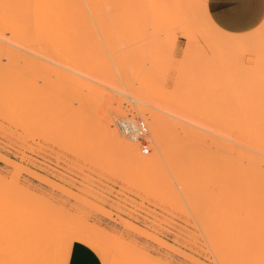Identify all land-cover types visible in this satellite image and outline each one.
I'll use <instances>...</instances> for the list:
<instances>
[{
    "label": "rangeland",
    "instance_id": "1",
    "mask_svg": "<svg viewBox=\"0 0 264 264\" xmlns=\"http://www.w3.org/2000/svg\"><path fill=\"white\" fill-rule=\"evenodd\" d=\"M149 1L0 0V217L40 206L60 236L100 242L61 237L53 264H66L74 241L104 252L102 264H257L264 97L252 88L264 79V20L221 33L261 40L221 58L203 39L213 30L188 10L196 0ZM128 111L147 125L144 155L114 125ZM15 245L7 264H25Z\"/></svg>",
    "mask_w": 264,
    "mask_h": 264
},
{
    "label": "bare ground",
    "instance_id": "2",
    "mask_svg": "<svg viewBox=\"0 0 264 264\" xmlns=\"http://www.w3.org/2000/svg\"><path fill=\"white\" fill-rule=\"evenodd\" d=\"M122 1H124V0H122ZM134 1H136V0H134ZM150 1H152V0H150ZM150 1L148 2L150 5H152L151 7H153V4H151L150 3ZM179 1V0H178ZM129 3L130 1H126L125 3ZM181 2V1H180ZM179 2V3H180ZM205 0H196V3H195V5H194V7H192V9H190V8H188V10H193L192 12H193V14L195 15V16H197V17H199V18H202V19H204V21L207 23V25H208V27H209V29L210 30H213V32H214V36L212 35L211 37H207L206 35H205V37H203V35H202V37H203V39H204V41H206V42H210L212 45H214L216 48L215 49H218V50H222V52H220L219 53V57H221V58H223V57H226V55L228 56V53H229V55H230V52L231 51H233L234 50V52L236 51V50H238V51H240L241 49V51H243V50H245V49H248L247 48V46L245 45L246 43H248V42H250L251 44H253L256 40H258V37H257V33H255V34H252L251 36H249L248 38H246V39H244V40H240L239 38H237V40L236 39H234V38H229L230 36L228 35V36H226V37H228V38H226V37H224L221 33H223V32H221L213 23H212V21L210 20V18L208 17V15H207V12H206V6H205ZM127 3V4H128ZM134 3V2H133ZM133 3H130V4H128V6H127V4H123V8H125V10H126V8H127V11H129L130 9L128 8L129 7V5H133ZM136 3V2H135ZM145 3V2H144ZM147 4V3H146ZM156 5V4H155ZM182 5V4H181ZM145 6H148V5H145ZM137 7V6H136ZM144 7V6H143ZM131 8V7H130ZM133 8V7H132ZM135 8V7H134ZM134 8H133V10H134ZM149 8V7H148ZM154 8V7H153ZM144 9V8H143ZM150 9V8H149ZM124 9L122 10V11H124V12H126ZM148 10V9H147ZM155 10V9H154ZM149 11V10H148ZM134 12V11H133ZM133 12H131V13H133ZM143 12H144V10H143ZM150 12V11H149ZM186 12V11H185ZM188 12V11H187ZM129 13V12H128ZM173 13H176V12H174V10L172 9V11H171V14L172 15H175V14H173ZM125 14H127V12L125 13ZM134 14H137L136 12L134 13ZM148 14V13H147ZM150 14V13H149ZM148 14V15H149ZM154 14V13H153ZM152 15V14H151ZM127 16H128V14H127ZM133 16H135V15H133ZM137 16V15H136ZM136 16L135 17H133V23H135L136 22ZM155 16V15H154ZM145 17V16H144ZM152 17V16H151ZM131 18V19H130ZM150 18V17H149ZM179 18V17H178ZM127 19V18H126ZM130 19V20H129ZM129 19H127V21H131L132 20V16H131V14H130V17H129ZM145 19V18H144ZM151 19V18H150ZM173 19H174V17H173ZM135 20V21H134ZM127 21L125 20V22H126V25H127ZM178 22V21H177ZM180 22V21H179ZM132 23V22H131ZM159 23V22H158ZM130 24V23H129ZM146 24V23H145ZM151 24V23H150ZM149 24V25H150ZM148 25V26H149ZM129 25H127V27H128ZM158 26V25H157ZM160 26V25H159ZM132 27H133V24H132ZM131 27V25H130V28H132ZM147 27V26H146ZM145 27V28H146ZM150 27V26H149ZM152 27V26H151ZM177 28V27H176ZM192 28V27H191ZM128 29H129V27H128ZM158 29H160V28H158ZM200 29V28H199ZM198 29V30H199ZM149 30H151V28L149 29ZM192 32H194V31H192ZM213 32H212V34H213ZM155 33V32H154ZM157 33H160V31H158ZM156 33V34H157ZM162 33V32H161ZM165 33V32H164ZM155 34V35H156ZM220 34V35H219ZM167 35V34H166ZM165 35V36H166ZM181 35V34H180ZM259 35L261 36L262 34H260L259 33ZM157 36V35H156ZM155 36V37H156ZM160 36V35H159ZM183 36V35H182ZM173 37H175V36H173ZM172 37V38H173ZM235 37H237V36H235ZM247 37V36H246ZM263 37V36H262ZM154 38V37H153ZM83 39V38H82ZM87 39V38H86ZM90 39V38H89ZM163 39V38H162ZM81 40V39H80ZM97 40V39H96ZM168 40V39H167ZM260 40V39H259ZM258 40V41H259ZM82 41V40H81ZM89 41V40H88ZM92 41V40H91ZM163 41H165V40H163ZM261 41V40H260ZM80 42V41H79ZM93 42H94V39H93ZM93 42H91V43H93ZM167 43V42H166ZM82 44V45H81ZM80 45L81 46H83V42L81 43ZM88 44V43H87ZM86 44V45H87ZM168 44V43H167ZM171 44V43H170ZM174 44V43H173ZM250 44V45H251ZM255 44V43H254ZM169 45V44H168ZM199 45V44H198ZM84 46H85V44H84ZM89 46V45H88ZM167 46V45H166ZM200 46V45H199ZM94 47H95V45H94ZM161 47V46H160ZM251 47V46H250ZM167 48V47H166ZM245 48V49H244ZM238 51H236V52H238ZM220 59V58H219ZM254 82H255V80H254ZM254 82H252V84L254 83ZM255 84V83H254ZM252 87V86H251ZM256 88H252V89H256V92H255V94L256 95H260V96H262V97H264L263 95H264V79H262V80H258L257 82H256V86H255ZM251 89V90H252ZM252 92V91H251ZM211 93V92H210ZM212 93H213V91H212ZM198 94V93H197ZM252 94H254V92L252 93ZM202 95V94H201ZM205 95H208V94H205ZM204 95V96H205ZM240 95V94H239ZM256 95H253V96H255L254 98H258V96H256ZM252 96V97H253ZM259 96V99L261 98ZM201 97V96H200ZM206 97V96H205ZM204 97V98H205ZM228 97H231V96H228ZM196 98V97H195ZM198 98V97H197ZM203 98V99H204ZM207 98V97H206ZM227 98V97H226ZM200 99H202V98H200ZM228 99V98H227ZM205 100V99H204ZM219 100V99H218ZM225 100V99H224ZM238 102V101H237ZM239 105V104H238ZM239 106H241V104L239 105ZM238 106V107H239ZM240 108V107H239ZM242 108H244V107H242ZM245 109V108H244ZM247 110V109H246ZM248 112V111H247ZM247 112H242V113H247ZM242 113H240V116H241V114ZM262 116H260L259 118H261ZM110 119V118H109ZM112 121V120H111ZM109 122H110V120L107 122V130H108V132H109V135H110V138L113 140V141H115V142H117V143H121L122 142V139H121V137L118 135V133L114 130V129H112L110 126H109ZM263 122H264V120H263ZM111 124H112V122H111ZM112 126V125H111ZM253 126V125H252ZM251 125H250V127H252ZM249 127V128H250ZM255 127V126H254ZM242 128V127H241ZM244 128V127H243ZM242 128V129H243ZM248 128V127H247ZM256 128V127H255ZM257 128H259V126L257 127ZM247 130V129H246ZM250 130H252V129H250ZM249 131V130H248ZM248 131H246L245 133L246 134H249V132ZM255 131H256V133H257V131L258 130H256L255 129ZM239 132H242L243 133V131L241 130V131H239ZM248 132V133H247ZM261 133H263V131H261L260 133H258V136L260 137L261 135ZM244 134V133H243ZM250 135V134H249ZM257 135V134H256ZM264 136V135H263ZM248 138H249V136H247ZM246 137V138H247ZM261 139V141L263 142L262 144H264V138L262 139V138H260ZM252 140V139H251ZM253 141V140H252ZM261 141H260V143H261ZM254 142V141H253ZM252 143V142H251ZM134 144V143H133ZM132 143H130L129 145H128V150H126V152L128 153V154H130V153H134V151L136 152V149L134 148V145H133ZM259 144V143H258ZM261 144V145H262ZM260 145V146H261ZM136 147V146H135ZM127 148V147H126ZM257 148V147H256ZM264 148V147H263ZM264 151V150H263ZM264 153V152H263ZM132 154H130V155H132ZM134 154H136V153H134ZM143 154V153H142ZM144 155V154H143ZM31 195V194H30ZM29 197V196H28ZM32 198V197H31ZM35 199V198H34ZM7 201V200H6ZM24 201V200H23ZM0 202H1V199H0ZM3 202V201H2ZM40 202H42L41 200H40ZM27 203V202H26ZM48 202H46V206H50L49 204H47ZM2 205H3V203H1ZM4 205H5V203H4ZM7 205H9V202L7 203ZM41 205V204H40ZM11 205H9V207H10ZM26 206V205H25ZM24 206V207H25ZM27 207H29L28 206V204H27ZM26 207V208H27ZM40 207V206H39ZM39 207H37V209L39 208ZM19 208V207H18ZM50 208H52V207H50ZM1 209H3V207H1ZM22 209V215H21V212L19 213L20 215H18L17 214V212L18 211H20V208H19V210L17 209V207H16V209H11L10 208V210H8L6 213H4V214H6L7 216L5 217L4 215V217H0V222H1V220H3V219H5V220H3V221H5V225H6V235L4 234V236H5V238H6V242L8 243H6L8 246H5L6 248V250H4L5 251V253H4V260H0V262H3V264H7V261H8V259H7V261H6V258H7V256H8V254L10 253V251H11V249L14 247V245L15 244H17V243H19V242H21V243H23V250H22V246H18L19 248L21 247V250L20 251H22V253H25V254H22V253H19L17 250H15L14 252H15V254H16V251H17V253H19V254H22L21 256H19V255H17V257H22L23 255H26L23 259H22V262H23V260H25L24 261V263L25 264H53V262L55 261H53V258H54V256H55V254L57 253V248H58V246H56L58 243V241H60L61 240V237H63V238H67V239H76V240H85V241H87V242H89V243H91V244H93V245H95L96 247L97 246H100V242L98 241L97 242V240H96V238L93 236V234H91V233H88V232H84V231H78V230H76V232L75 233H68L67 234V236H60L61 234H63L62 232H61V234H59V233H56L54 230L56 229H52V227H54V226H56L57 225V223H55V225H54V223H51V222H53V220L52 219H50V217L51 216H49V217H47V218H49L48 219V222L47 221H45L47 218H46V216L45 215H43V213H42V216H44L43 218H42V216H41V209H40V211L41 212H39V210H37L35 207H33V209H34V214L35 213H37V214H35V215H33V214H31V213H29L28 211V209L29 208H27V209H25V208H21ZM45 209H46V207H45ZM44 209V210H45ZM16 210H18V211H16ZM24 210V211H23ZM35 210H37L38 212H36ZM42 210H43V206H42ZM46 211H48L49 212V209H48V207H47V209H46ZM46 211H44V213H46ZM52 211V209L50 210V212ZM2 212V211H1ZM28 212V213H27ZM48 212H47V214H48ZM58 212V211H57ZM56 212V213H57ZM51 213H53V211L51 212ZM54 213H55V211H54ZM1 215H2V213H0ZM24 214V215H23ZM27 214V215H26ZM29 214V215H28ZM46 214V215H47ZM58 214H60V213H58ZM48 215H51V214H48ZM47 215V216H48ZM63 215V214H62ZM66 215V214H65ZM70 215V214H69ZM33 216V217H32ZM62 217V216H61ZM60 218V217H59ZM61 219H63V218H61ZM66 219V218H65ZM65 219H63V220H65ZM49 220H50V223L52 224V225H54V226H51V224L49 223ZM59 221H61L60 219H59ZM74 222V221H73ZM62 224H63V222H62ZM69 224V223H68ZM1 226V225H0ZM8 226V227H7ZM58 226V225H57ZM56 226V227H57ZM60 228V227H59ZM1 229L2 228H0V231H1ZM98 229V228H97ZM249 229H251V227H249ZM94 230V229H93ZM1 232H4V231H1ZM57 232H58V230H57ZM74 232V231H73ZM1 234V233H0ZM97 234V233H96ZM246 234H248V233H246ZM254 234V236H253V238H255V237H257L256 235H255V233H253ZM1 236H3V235H1ZM0 236V237H1ZM3 236V237H4ZM249 236V235H248ZM244 237V236H243ZM249 237H252V235L251 236H249ZM2 238V237H1ZM120 239V238H119ZM239 239H240V237H239ZM239 239H237V240H239ZM248 239V238H247ZM242 240V239H241ZM240 240V241H241ZM257 240H258V238H257ZM259 240H260V242L262 241V239L259 237ZM5 241V240H4ZM4 241H2V242H4ZM67 241V240H66ZM117 241V240H116ZM248 242L249 240H245V242ZM256 241V240H255ZM71 242H72V240H71ZM242 242V241H241ZM240 242V243H241ZM244 242V241H243ZM248 243H250V242H248ZM258 243H259V241H258ZM261 243H263V241L261 242ZM0 244H1V242H0ZM5 244V245H6ZM245 244V243H244ZM16 246V245H15ZM128 246V245H127ZM248 246V245H247ZM246 246V247H247ZM261 246V245H260ZM259 246V247H260ZM254 247V246H253ZM15 248H17V247H15ZM99 248V247H98ZM131 248V247H130ZM241 248V247H240ZM248 248V247H247ZM4 249V248H3ZM243 249V248H242ZM252 249V248H251ZM14 249H12V251H13ZM19 250V249H18ZM102 250V249H101ZM245 250H246V248H245ZM254 250V249H253ZM103 251V250H102ZM244 251V250H243ZM249 251H250V249H249ZM255 251V250H254ZM261 251V250H260ZM259 251V252H260ZM98 252V253H97ZM96 253H97V255L100 257V258H104V260H105V254H104V252H100V249H99V251H97ZM244 252H248V251H244ZM253 252V251H252ZM137 253V252H136ZM141 253V252H140ZM255 253H256V251H255ZM254 253V254H255ZM11 254V253H10ZM248 254V253H247ZM246 254V255H247ZM261 254H262V252H261ZM260 254V255H261ZM1 255H3V253L1 254ZM14 255V254H13ZM260 255H257V256H260ZM11 256H12V254H11ZM133 256V255H132ZM146 256V255H145ZM248 256V255H247ZM256 256V255H255ZM2 257V258H3ZM134 258V257H133ZM144 258V257H143ZM262 258H264L263 257V255H262V257H261V259H258V258H256V259H258L259 260V262L257 263V264H260V262H261V264L264 262V260L262 259ZM10 259H11V257H10ZM55 259V258H54ZM153 259V258H152ZM237 259V258H236ZM21 260V259H20ZM142 260V259H141ZM261 260V261H260ZM263 260V261H262ZM4 261H6V262H4ZM138 261H140V258H139V260ZM144 261V260H143ZM153 261H154V259H153ZM156 261V260H155ZM158 261V260H157ZM18 262V261H17ZM256 262H257V260H256ZM9 263V262H8ZM21 263V262H20ZM158 263H160L159 261L157 262V264ZM247 263V262H246ZM255 263V262H254ZM264 264V263H263Z\"/></svg>",
    "mask_w": 264,
    "mask_h": 264
},
{
    "label": "crops",
    "instance_id": "3",
    "mask_svg": "<svg viewBox=\"0 0 264 264\" xmlns=\"http://www.w3.org/2000/svg\"><path fill=\"white\" fill-rule=\"evenodd\" d=\"M212 23L229 35H245L264 20V0H205ZM66 264H102L98 255L85 244L71 243Z\"/></svg>",
    "mask_w": 264,
    "mask_h": 264
},
{
    "label": "built area",
    "instance_id": "4",
    "mask_svg": "<svg viewBox=\"0 0 264 264\" xmlns=\"http://www.w3.org/2000/svg\"><path fill=\"white\" fill-rule=\"evenodd\" d=\"M114 125L123 137L137 143L142 153L148 152L146 141L148 128L142 118L135 116L132 111H128L125 115L115 117Z\"/></svg>",
    "mask_w": 264,
    "mask_h": 264
}]
</instances>
